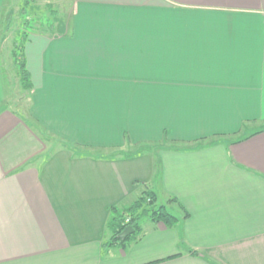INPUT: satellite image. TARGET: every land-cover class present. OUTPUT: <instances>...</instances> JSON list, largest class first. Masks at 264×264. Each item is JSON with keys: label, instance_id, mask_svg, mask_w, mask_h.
Listing matches in <instances>:
<instances>
[{"label": "crops", "instance_id": "1", "mask_svg": "<svg viewBox=\"0 0 264 264\" xmlns=\"http://www.w3.org/2000/svg\"><path fill=\"white\" fill-rule=\"evenodd\" d=\"M57 1L26 113L0 62V264H264V0ZM144 191L178 221L113 243Z\"/></svg>", "mask_w": 264, "mask_h": 264}, {"label": "rangeland", "instance_id": "2", "mask_svg": "<svg viewBox=\"0 0 264 264\" xmlns=\"http://www.w3.org/2000/svg\"><path fill=\"white\" fill-rule=\"evenodd\" d=\"M30 4L26 8V14H23V10L26 7L24 5L25 0H4V7L1 15L0 22V62L3 69V76L6 87L10 83L9 72L12 79V101L11 106L17 108L20 105L21 110L26 113V108L28 107V93L20 89L18 83L17 67L13 61V50L16 48L19 50L24 41V38L27 37L30 33H39L52 31L56 32L59 24L66 23V20L69 17V6L63 1L57 0H27ZM28 23V25H26ZM264 126V124H263ZM53 142V141H52ZM60 143H65L63 140H59ZM58 143V145H60ZM67 144V143H65ZM53 147L55 144L52 145ZM57 146V145H56ZM70 147H73L69 145ZM158 146L156 145H146L150 150L155 151L154 154L159 151ZM74 148V147H73ZM125 151H127L125 153ZM124 155L126 154H136L142 153L143 148L140 147H131L126 148ZM153 191L155 190L156 184L153 186H147ZM148 188V189H149ZM147 190V189H146ZM150 190V189H149ZM150 192V191H144ZM143 193V192H142ZM141 193V194H142ZM157 195V204L166 205L165 196L160 191H155ZM168 212L174 215V212L171 209H167Z\"/></svg>", "mask_w": 264, "mask_h": 264}, {"label": "trees", "instance_id": "3", "mask_svg": "<svg viewBox=\"0 0 264 264\" xmlns=\"http://www.w3.org/2000/svg\"><path fill=\"white\" fill-rule=\"evenodd\" d=\"M29 4L30 3L25 0L24 5L26 7L23 10V14H26V8ZM26 25H28V23H26ZM17 50H19V48H15L12 52L13 61L17 67V75L20 79L22 88L29 91L31 88L29 73L26 70L22 54H18ZM142 218H148L156 223H163L165 226H172L178 221V218L168 212L164 205L157 204V198L154 192H143L131 205L123 208H111V216L107 223V228L112 232V242L122 243L123 240H119L117 235L128 225L132 226L135 232L127 238L135 237L140 234V220ZM126 220L128 221L126 222Z\"/></svg>", "mask_w": 264, "mask_h": 264}, {"label": "water", "instance_id": "4", "mask_svg": "<svg viewBox=\"0 0 264 264\" xmlns=\"http://www.w3.org/2000/svg\"><path fill=\"white\" fill-rule=\"evenodd\" d=\"M134 232H135L134 228L132 226L128 225L117 235V238L119 240H124L128 236L132 235Z\"/></svg>", "mask_w": 264, "mask_h": 264}, {"label": "built area", "instance_id": "5", "mask_svg": "<svg viewBox=\"0 0 264 264\" xmlns=\"http://www.w3.org/2000/svg\"><path fill=\"white\" fill-rule=\"evenodd\" d=\"M128 220H126V222H127Z\"/></svg>", "mask_w": 264, "mask_h": 264}]
</instances>
